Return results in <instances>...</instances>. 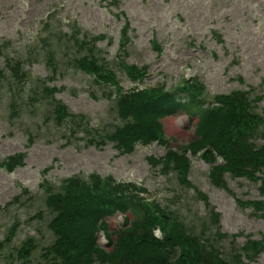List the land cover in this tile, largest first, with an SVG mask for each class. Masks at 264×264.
<instances>
[{
	"label": "rangeland",
	"instance_id": "rangeland-1",
	"mask_svg": "<svg viewBox=\"0 0 264 264\" xmlns=\"http://www.w3.org/2000/svg\"><path fill=\"white\" fill-rule=\"evenodd\" d=\"M117 1L0 0V264H43L38 248L30 262L17 257L16 250L32 238L38 247L52 242L42 185L56 184L73 174L96 172L142 183L150 195L179 211L195 231L201 232L203 218L208 219L202 199L191 187L179 184L175 173L164 172L161 164L147 161L150 155L163 158L166 145L135 143L131 151L119 152L106 135L122 123L117 96L132 87L164 84L172 88L183 76H196L209 100L250 86L263 94L264 0ZM50 12L51 27L43 22ZM125 22L128 41L122 47ZM73 34L79 40L102 36L95 51L99 62L115 72L118 88L78 69L72 59L76 47L69 40ZM49 41L52 62L47 59ZM86 52L83 49L79 54ZM6 59L20 61V76L12 75ZM132 64L144 67V79H130L127 65ZM44 86L56 89L53 96L42 90ZM56 102L70 114L61 122L53 112ZM263 107L264 100L257 109ZM197 121V116L182 110L158 119L170 149L198 139ZM66 123L74 129L69 130ZM17 153L24 155L23 164L8 171L2 162ZM186 156L188 179L206 194L219 214L220 230L229 235L222 239L224 247L230 245L232 234L239 244L247 235L260 238L264 217L235 201L264 199L257 185L226 173V188H217L210 181L209 162L188 151ZM124 216L120 211L107 216L109 231ZM106 241L99 232L98 243ZM249 264H264V252Z\"/></svg>",
	"mask_w": 264,
	"mask_h": 264
},
{
	"label": "trees",
	"instance_id": "trees-1",
	"mask_svg": "<svg viewBox=\"0 0 264 264\" xmlns=\"http://www.w3.org/2000/svg\"><path fill=\"white\" fill-rule=\"evenodd\" d=\"M51 15L52 12L43 21L50 27ZM127 28L125 22L120 41L122 47L128 41ZM212 32L218 41H222L217 31ZM74 35L69 40L71 46L76 47L72 59L78 69L118 88L115 72L99 62L95 51V44L102 36L79 40ZM152 43L160 51L154 40ZM48 47L50 56L47 59L52 62L54 51L50 41ZM83 49L87 52L79 54ZM5 64L13 76L22 74L20 61L8 62L6 59ZM52 65L51 69L56 72L55 64ZM127 70L131 80L144 79L143 66L127 65ZM172 86H136L117 94V114L122 123L106 137L115 143L119 152L131 151L135 143L145 145L157 141L166 145L163 158L150 155L147 161L151 165L161 164L164 172H174L179 184L191 187L202 199L208 219L203 218L201 232L188 225L179 211L171 210L150 195L142 183L117 180L112 175L96 172L86 176L73 174L56 184L45 182L42 185L44 205L50 215L47 227L53 235L52 242L38 247L34 238L28 239L16 250L17 257L30 262L38 248L43 264H249L264 252V233L260 238L247 235L240 244L235 241L237 236L232 234L230 245L224 247L222 239L229 235L220 230L219 214L208 203L206 194L188 179L189 157L186 156L188 151L209 162V177L215 187L226 188L227 173L232 178H243L256 184L258 195L264 197V107L260 111L257 109L258 103L264 100V93H257L250 86L216 94L209 100L204 95L203 83L196 76L182 78ZM42 90L50 97L56 89L44 86ZM179 110L198 117L194 131L198 139L170 149L173 147L164 139L158 119ZM53 112L59 122L70 116L59 102ZM65 125L69 127V123ZM23 157L20 153L8 155L2 166L11 171L23 164ZM235 201L249 207L253 215L264 217V199L237 198ZM117 211L127 216L118 227L109 231L105 218ZM99 232L106 237L105 245L98 243Z\"/></svg>",
	"mask_w": 264,
	"mask_h": 264
}]
</instances>
